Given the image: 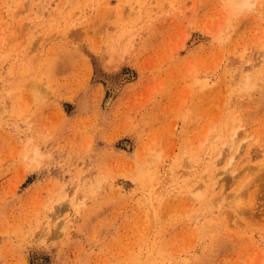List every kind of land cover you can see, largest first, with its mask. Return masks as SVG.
<instances>
[{
  "label": "rangeland",
  "instance_id": "obj_1",
  "mask_svg": "<svg viewBox=\"0 0 264 264\" xmlns=\"http://www.w3.org/2000/svg\"><path fill=\"white\" fill-rule=\"evenodd\" d=\"M251 2L0 0V264H264Z\"/></svg>",
  "mask_w": 264,
  "mask_h": 264
},
{
  "label": "bare ground",
  "instance_id": "obj_2",
  "mask_svg": "<svg viewBox=\"0 0 264 264\" xmlns=\"http://www.w3.org/2000/svg\"><path fill=\"white\" fill-rule=\"evenodd\" d=\"M235 2L236 1H240L242 4H243V6H245V7H247V6H250V5H252V2H251V0H234ZM242 6V7H243ZM237 133H236V131H234L233 132V134H232V136L233 137H235V135H236ZM234 141H235V138H232V140H231V144H233L234 143ZM227 146V145H226ZM229 146V145H228ZM231 146V145H230ZM232 147H230V149H231ZM221 149H223V148H221ZM220 149V150H221ZM229 149V150H230ZM237 150V149H236ZM226 150H224V152H225ZM219 152H221V151H219ZM237 151H235V153H236ZM222 153V152H221ZM228 153H229V151H228ZM235 153H233V154H235ZM238 154V153H237ZM227 156V155H226ZM228 157V156H227ZM235 155H231L230 156V161H229V165H228V167H231L232 165H233V163H234V161H235ZM228 172V171H227ZM216 178V177H215ZM218 179V178H217ZM225 189H223L222 191H224ZM219 200H217V201H219L218 203L219 204H223L224 205V202H228L227 201V198H226V196H225V191L224 192H222V194H221V196H220V198H218ZM218 204V205H219ZM226 206H227V204H225ZM219 207H221L220 205H219ZM224 208V207H223ZM220 209V208H219ZM222 209V208H221ZM220 212V211H219ZM236 212V211H235ZM221 215V214H220Z\"/></svg>",
  "mask_w": 264,
  "mask_h": 264
}]
</instances>
